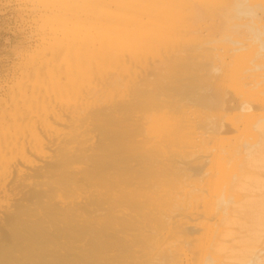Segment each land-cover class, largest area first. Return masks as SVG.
Listing matches in <instances>:
<instances>
[{
    "label": "bare ground",
    "instance_id": "bare-ground-1",
    "mask_svg": "<svg viewBox=\"0 0 264 264\" xmlns=\"http://www.w3.org/2000/svg\"><path fill=\"white\" fill-rule=\"evenodd\" d=\"M0 9V264H264V0Z\"/></svg>",
    "mask_w": 264,
    "mask_h": 264
},
{
    "label": "rangeland",
    "instance_id": "rangeland-1",
    "mask_svg": "<svg viewBox=\"0 0 264 264\" xmlns=\"http://www.w3.org/2000/svg\"><path fill=\"white\" fill-rule=\"evenodd\" d=\"M0 10H2V9H0ZM7 10V11H6ZM2 12V11H1ZM1 12H0V58H3V59H1L0 61V81L1 82H3L4 80H5V78H7L8 77V75H9V67H10V65H11V63H12V61H13V56H14V54H15V51H16V49L20 46V44H21V42H19V41H21L22 39H23V34H22V32H21V30L18 28L19 26H18V22L16 21V19L11 15V13H10V10H8V9H4V11L2 12V14H1ZM8 14V15H7ZM6 16H8V17H6ZM12 16V17H11ZM4 17V18H3ZM11 17V18H10ZM7 18V19H6ZM14 19V21H13V19ZM2 20H4V22L2 21ZM5 20H7L6 22H5ZM11 21H12V23H11ZM10 22V23H9ZM17 22V23H16ZM1 24H2V26H1ZM5 25V26H4ZM10 26V27H9ZM4 27V28H3ZM20 31H19V30ZM5 30V31H4ZM8 32H7V31ZM11 30V31H10ZM15 30V31H14ZM14 32V33H13ZM18 32V33H17ZM17 33V34H16ZM10 34H11V36H10ZM3 35V36H2ZM22 35V36H21ZM5 39H4V38ZM8 37V38H7ZM10 37V38H9ZM8 39H10V41L8 40ZM8 40V41H7ZM7 41V42H6ZM4 42V43H3ZM14 45H18V46H14ZM12 47H13V49L15 48V47H17L16 49H15V51L13 50L12 51ZM4 49V50H3ZM6 49V50H5ZM11 49V50H10ZM3 50V51H2ZM9 53V54H8ZM3 57H2V56ZM8 56V57H7ZM4 61V62H3ZM9 62V63H8ZM9 65V66H8ZM2 66H4V68L2 67ZM4 71H3V70ZM8 71V72H7ZM5 72H7V73H5ZM4 73V74H3ZM7 75V77H5V76ZM1 77H3V80H2V78ZM0 82V86H1V83Z\"/></svg>",
    "mask_w": 264,
    "mask_h": 264
}]
</instances>
